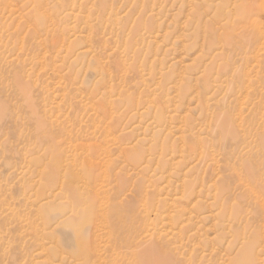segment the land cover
<instances>
[{"label":"rangeland","instance_id":"1","mask_svg":"<svg viewBox=\"0 0 264 264\" xmlns=\"http://www.w3.org/2000/svg\"><path fill=\"white\" fill-rule=\"evenodd\" d=\"M0 264H264V0H0Z\"/></svg>","mask_w":264,"mask_h":264},{"label":"bare ground","instance_id":"2","mask_svg":"<svg viewBox=\"0 0 264 264\" xmlns=\"http://www.w3.org/2000/svg\"><path fill=\"white\" fill-rule=\"evenodd\" d=\"M232 10H234V9H232ZM233 13V12H232ZM233 15V14H232ZM233 17V16H232Z\"/></svg>","mask_w":264,"mask_h":264}]
</instances>
